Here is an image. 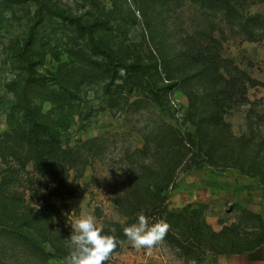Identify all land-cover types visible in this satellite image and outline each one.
<instances>
[{
  "label": "rangeland",
  "instance_id": "1",
  "mask_svg": "<svg viewBox=\"0 0 264 264\" xmlns=\"http://www.w3.org/2000/svg\"><path fill=\"white\" fill-rule=\"evenodd\" d=\"M84 214L104 264H264V0H0V264H64Z\"/></svg>",
  "mask_w": 264,
  "mask_h": 264
},
{
  "label": "clouds",
  "instance_id": "2",
  "mask_svg": "<svg viewBox=\"0 0 264 264\" xmlns=\"http://www.w3.org/2000/svg\"><path fill=\"white\" fill-rule=\"evenodd\" d=\"M70 225L72 231L66 245L69 253L64 264H104L117 246L116 239L107 234L91 214L74 218ZM168 228L165 221L150 223L149 218L140 213L136 222L123 228V233L133 248H152L164 238Z\"/></svg>",
  "mask_w": 264,
  "mask_h": 264
},
{
  "label": "trees",
  "instance_id": "3",
  "mask_svg": "<svg viewBox=\"0 0 264 264\" xmlns=\"http://www.w3.org/2000/svg\"><path fill=\"white\" fill-rule=\"evenodd\" d=\"M35 17H37L38 19V22L41 23L44 21V15L42 13V9H38L36 11V14H35ZM35 40V34H32L31 36V43H33ZM128 67H131V66H128ZM116 72L113 71V76ZM37 80H35L36 82ZM36 126L37 125H33V127L31 128V132H30V136L32 138V147H33V150L35 152V154L38 156L39 155V152H40V148H41V144L45 143V142H41L43 140V138H40L39 136V131L38 129H36Z\"/></svg>",
  "mask_w": 264,
  "mask_h": 264
}]
</instances>
